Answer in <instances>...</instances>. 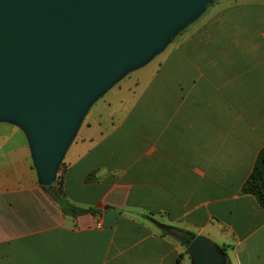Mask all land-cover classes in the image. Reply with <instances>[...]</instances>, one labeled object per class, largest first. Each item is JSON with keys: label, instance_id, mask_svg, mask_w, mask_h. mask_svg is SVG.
Returning a JSON list of instances; mask_svg holds the SVG:
<instances>
[{"label": "crops", "instance_id": "0c3cea01", "mask_svg": "<svg viewBox=\"0 0 264 264\" xmlns=\"http://www.w3.org/2000/svg\"><path fill=\"white\" fill-rule=\"evenodd\" d=\"M248 4L264 1L228 8ZM186 61L155 66L138 91L132 79L83 117L56 197L38 184L22 131L0 122V264H191L161 225L227 246L225 264H264V211L240 191L264 146V66ZM57 197L93 212L63 214Z\"/></svg>", "mask_w": 264, "mask_h": 264}, {"label": "water", "instance_id": "95a60500", "mask_svg": "<svg viewBox=\"0 0 264 264\" xmlns=\"http://www.w3.org/2000/svg\"><path fill=\"white\" fill-rule=\"evenodd\" d=\"M211 1L0 0V122L24 134L45 192L93 100ZM186 251L191 264H225L202 235Z\"/></svg>", "mask_w": 264, "mask_h": 264}, {"label": "rangeland", "instance_id": "374dc122", "mask_svg": "<svg viewBox=\"0 0 264 264\" xmlns=\"http://www.w3.org/2000/svg\"><path fill=\"white\" fill-rule=\"evenodd\" d=\"M238 1L241 0H212L211 3H208L197 18L170 37L160 52L140 67L124 74L97 96L82 119L91 110L101 106L102 99L114 94L116 96V94L125 93V87L133 88L132 79H138V84L133 88L138 91L140 87L144 86L148 75L154 71L153 68L158 65L190 66L186 61L188 57L195 64H198L200 60V66H221L220 68L224 69H227L226 66H264V37L260 36L261 31H264V6L248 4L243 7L228 8ZM234 25H236V29L240 27L237 37L238 42L242 44L235 56L231 53L229 46L230 33L235 29ZM246 37H250L251 44H253L248 54L239 51L245 49L244 40ZM159 75L163 77L166 73L162 71ZM167 76L168 78L174 77L171 73ZM117 85L120 86L118 87L120 89L115 92ZM58 171L59 167L55 174L56 184L59 177ZM50 192L56 197L55 190H50Z\"/></svg>", "mask_w": 264, "mask_h": 264}, {"label": "trees", "instance_id": "16d2710c", "mask_svg": "<svg viewBox=\"0 0 264 264\" xmlns=\"http://www.w3.org/2000/svg\"><path fill=\"white\" fill-rule=\"evenodd\" d=\"M56 183V178H55ZM57 184H59V177L57 179ZM57 192L61 196V192L57 187ZM240 191L245 194L251 195L258 206L264 211V146H262L256 153L252 169L246 179L243 181ZM57 199V203L63 214L77 215L85 212H93V209L88 208H76L63 203L61 200ZM162 234L175 235L180 243L186 247L190 240L194 237V234L186 230H178L171 226L161 225ZM217 249L225 257L227 246H217Z\"/></svg>", "mask_w": 264, "mask_h": 264}]
</instances>
